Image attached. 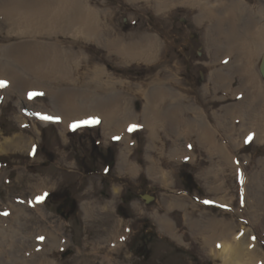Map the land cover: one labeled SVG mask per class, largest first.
<instances>
[{
  "label": "rangeland",
  "instance_id": "374dc122",
  "mask_svg": "<svg viewBox=\"0 0 264 264\" xmlns=\"http://www.w3.org/2000/svg\"><path fill=\"white\" fill-rule=\"evenodd\" d=\"M185 1L171 0L161 7L158 6L160 0H85L98 12L102 23L110 27L106 35L126 42L151 35L159 42L157 56L148 62L126 61L95 41L73 42V50L84 57L80 68L88 71L85 77L90 74V67L100 65L122 81V84L113 85L111 91L122 92L125 97L114 104L116 119L121 121L127 111L133 115L123 125L132 142L129 151L125 152L127 160L136 165L134 172L130 173L121 165L120 153L125 143L112 132V126L105 128L101 118H87L84 123L75 122L65 130L60 122L44 123L34 115L41 108L49 112L56 110L51 93L37 95L39 100H44L42 105L0 88V142L15 134L34 137L30 146L4 149L0 145V198L6 205L27 208L32 196L42 197L44 208L63 223L67 237L63 244L51 246L47 242L46 249H39L34 238L24 233L45 227L46 222L32 210L30 216L19 220L26 231L23 229L22 234L16 236L12 249L6 250L8 245L0 236V264L14 258L40 260L43 255L58 264H110L108 258L101 257L102 254L111 255L118 264H222V260L206 252L197 230L190 228V218L201 219L199 226L208 224V218L230 220L241 226L240 229L249 233V246L256 248L260 264H264V210L261 211L264 209V140L254 137V130H264V110L261 108L264 105V76L260 72L264 49L259 53L255 51L248 66L244 64L249 67L253 82L251 89L248 85L245 87L244 73L236 71L232 64L225 66L235 55H219L217 61L209 45L208 17L199 20L197 5ZM247 2L255 8L264 6V0ZM14 11L21 19H27V16L32 19L27 10ZM36 11L51 15L53 7L45 8L41 1L29 10L31 13ZM260 22L264 23V20ZM4 37L0 49H9L19 40L13 34L0 31V41ZM61 40L66 47L72 41L71 38ZM234 52L237 51L231 53ZM1 58H5L4 54ZM209 64H216L223 72L228 71L231 76L229 87L241 89L230 91L216 87V69L209 76ZM220 65H224L223 68ZM169 74L177 83L169 82ZM155 79H163L165 86L182 94L183 107H187L183 112L185 118L194 113L192 108L204 110L210 124L215 126H211L216 130L215 142L225 144L235 159L237 168L225 165L220 173L231 190L232 197L227 203L221 201V193L209 189L205 178L206 169L214 163L211 160L216 159L208 154L207 147H201L194 134L177 137L179 143L184 142V153L183 159L174 160L169 151L174 147L175 133L168 121L161 117L158 123H154V119L148 122L144 119V91L158 85ZM64 82L66 80L40 81L48 88L54 85L56 91L65 85L72 86L68 83L63 86ZM88 87L85 89L92 90V85ZM101 92L106 94H102L104 96L110 94ZM238 102L239 114L221 116L224 125L218 129L212 112L220 116L226 107ZM171 104L166 99L159 107L165 109ZM248 105L257 106L254 114ZM21 110L27 114L22 116ZM155 112L159 113L158 109ZM22 117L27 118L25 123L20 121ZM151 163L166 171V182L151 176L148 171ZM253 179L255 183L251 182ZM241 186L247 189L244 195H240ZM172 197H179L180 205H175ZM3 212L0 203V214ZM159 218L173 222L175 236L160 225ZM17 225L20 223H15ZM117 231L121 236L112 251L114 244L104 238ZM95 244L101 246L98 251L93 249Z\"/></svg>",
  "mask_w": 264,
  "mask_h": 264
},
{
  "label": "bare ground",
  "instance_id": "6f19581e",
  "mask_svg": "<svg viewBox=\"0 0 264 264\" xmlns=\"http://www.w3.org/2000/svg\"><path fill=\"white\" fill-rule=\"evenodd\" d=\"M41 1L45 4V8L49 6L53 7V13L51 15H47L45 12L37 13L39 11H36V13L29 12L32 5ZM160 1L161 3L158 6L162 7L171 0ZM185 2L190 5H194V3L197 5V18L199 20L203 17H208L210 21L209 38H211L209 45H211V48L214 50L217 61L220 59L218 58L219 55L224 56L226 53L229 55L234 54V59L228 60L226 66L232 64L239 69V71L243 72V82L249 85L251 89L253 86L251 71L249 67H244V64L247 65L249 61L251 62L253 60L255 51L259 53L264 49V23L260 22L261 19L264 20V6L261 4V7L255 8L248 4L247 0H186ZM14 10H27V12L31 14L32 19H29V16H27V19H21L19 15L16 16V11ZM0 31L4 32L6 35L13 34L15 37L19 38V40H16L17 42L15 41V45L8 47L9 49H0V88L16 92L20 96L22 95L23 99L29 100L30 102H33V100L41 102L42 105H44V100H39L37 95L40 93L42 95L51 93V97L55 100L56 110L54 112H49L45 108H41V110L39 109L34 112L35 117L41 119L44 123L51 121L60 122L62 127L67 130L75 122L84 123L87 118H101L105 128L112 126L113 131H111L118 135L119 139H122L124 142L128 140L130 134L128 135L129 132L123 125L125 121L116 119V108L114 106L116 101L125 99L124 94L119 91H111L113 85L122 84V81L115 78L100 65L90 67V74L85 77L88 71L85 68H80V63L84 57H82L81 52L73 50V42H79L80 40L95 41L109 51L118 53V55L126 61L138 60L148 62L153 60L159 51L157 37L144 35L139 40L126 42L119 37L106 35L105 32H109L110 27L102 23V19L98 12L91 8L85 0H0ZM64 38L72 39V41H69L70 46H64L61 40ZM5 39V37L1 38L0 46ZM229 48L231 49L230 51L228 50ZM233 51H237L236 54L235 52L231 53ZM3 54L5 58L2 59L1 55ZM169 78L171 80L169 82L172 83L175 81V78H173V76L171 77L170 74ZM230 79L231 76L228 72L217 71L214 84L221 89L230 90ZM41 80L56 82L66 80L63 86L65 83H68V85L72 84V86L67 87V85H65L62 87L63 89L56 91V89L53 88L54 85L52 88H48L45 84L41 85ZM155 80L158 85L144 91V94L152 95L148 98L150 102L143 112L144 119L150 116L152 117V115H155V117L157 116L158 113L155 112V110L158 109L159 100L165 97L164 95L166 92H171L174 95L176 94L175 91L166 89L163 79ZM89 85H92V90L85 89V86L89 88ZM83 86L85 90L81 88ZM232 90L235 91L236 88ZM101 91H106V93L110 94L104 96L106 94ZM155 96H158V98L153 100ZM261 106L264 110V105ZM178 107L179 106L176 105V107L169 108V121L174 117L173 123L177 115L174 113H176ZM20 113L22 116L25 113L27 114V112L23 110H21ZM128 114L129 111L121 117L125 116L126 119ZM44 117H52V119H44ZM148 118L146 121H150ZM127 120L129 119L127 118ZM20 121L25 123L27 118L22 117ZM154 123L156 122L154 121ZM254 131L255 138L259 141L264 140V130L261 129V132ZM33 140L34 137L26 138L20 134H15L11 137L4 138L3 141L0 142V145L2 146L1 148L4 149L14 146L19 147L21 145L30 146ZM126 146L127 147H123L122 151L125 149L127 152L129 151L131 145ZM127 152L124 151L123 154L121 153L120 160L121 165L131 173L137 168L135 164H131V162L127 160ZM229 160L231 168H237L235 159L231 157ZM152 164L153 165L148 167L149 173L154 174L158 179L166 178V173L158 167L159 165L157 166L155 163ZM224 181L223 179L222 183ZM254 181L256 180L253 179L251 182ZM251 182H249L248 185H250ZM258 186L260 187V184H257V187ZM217 190H219V188H217ZM246 190V188L241 186L240 195H244ZM249 190L251 189L248 188V191ZM231 197L230 190L229 196L220 199L222 202L227 203V201H229L228 199ZM180 200L179 197H172V201L175 205H180ZM0 203L4 211L0 214V236L5 238L4 241L9 248L6 250H10L15 246L14 242L17 239L16 236L22 234L21 232L25 229L19 220L22 217L30 216L32 210L37 214L39 219L46 222L45 227L34 232L29 230L26 231L25 229L24 231L26 232L24 233L34 238L35 245H37L39 249L41 248L42 251L46 249L47 242L50 243L51 246H56L66 241L67 237L63 231V223L44 208L43 200L37 198V195L30 198V201L27 203V208L15 204L6 205L1 198ZM256 204H258V202ZM259 204L261 205V202ZM251 208L253 210L255 209L254 206ZM86 210L88 213L90 212L89 208ZM262 210L264 209L262 208L261 211ZM185 215L188 216L187 214ZM253 217L254 221L258 220L254 214ZM186 220L189 219L186 218ZM200 221L201 219L190 218V228L202 234L203 237L197 233L204 243V249L210 256L212 255L218 260H222V264H260L261 260L258 259V251L253 247H248L244 239L235 240L236 237H239L238 235L231 237V231L236 226L234 222H230V220L227 222L223 219L208 218V224L203 225L204 227H199L198 224ZM159 222L163 228L173 231L174 225L169 219L159 218ZM15 223H20V225L15 226ZM219 226H223L224 231L219 236L211 234L214 233V229H218ZM119 233V231L113 232L104 239L113 245L115 241L118 242L117 239L121 236ZM100 247L101 246L95 244L93 249L98 251ZM114 248H116L115 244L112 251ZM101 257L104 260L108 258L110 264H118L112 259L111 255L109 257L107 254H102ZM2 264L58 263L43 255L40 260L31 258L21 260L19 258H14Z\"/></svg>",
  "mask_w": 264,
  "mask_h": 264
},
{
  "label": "crops",
  "instance_id": "0c3cea01",
  "mask_svg": "<svg viewBox=\"0 0 264 264\" xmlns=\"http://www.w3.org/2000/svg\"><path fill=\"white\" fill-rule=\"evenodd\" d=\"M203 19V18H202ZM201 19V20H202ZM221 66H224V65H220V68H223V67H221ZM226 66V65H225ZM233 66V65H232ZM227 67V66H226ZM234 67V66H233ZM209 68L211 69L210 70V72H209V76H210V73L213 71V70H215V72H214V83H215V79H216V73H217V71H221V70H219L218 68H217V66H216V64H215V66H211L210 64H209ZM236 68V67H235ZM236 71H238V72H240L241 74H242V72L241 71H239V69H237L236 68ZM223 72V71H222ZM226 72H228V71H226ZM229 74V73H228ZM210 81V80H209ZM244 83V82H243ZM169 84H171V83H169ZM246 85L247 84H244V86L246 87ZM215 86L216 87H218V88H220L219 86H217L216 84H215ZM248 87H249V85H248ZM237 90L239 89H241L240 87H235ZM250 88V87H249ZM166 89L167 90H172V91H175L176 92V94L174 95L173 93H171V92H166V94L164 95L165 97L164 98H161L160 100H159V103H158V114H157V116L155 117V115H152V117L150 116L148 119H150V121L152 120V119H154V121L156 122V123H158V118L159 117H161V118H163V119H165L166 121H168V123H169V126H170V128H172L173 130V132L175 133V144H174V147L169 151V155L171 156V158H173L174 160H180V159H183V153H184V142H182V144L181 143H179L178 142V140H177V137L179 138V137H183L184 138V136H191V135H195L196 136V138H197V140H198V143H199V145L201 146V147H204V148H206V150H207V152H208V154L209 155H211V156H214V157H216V159L215 160H211V161H214V163H212V165L210 166V168H208V169H206V171H205V174L204 175H206V179L208 180V186H209V189L211 190V191H215V192H217V193H221L222 195H221V197H227V196H229L230 195V188H229V186L226 184V181H224L223 183H222V180L224 179V176L223 177H221V175H220V173L221 172H223V170L225 169V165L227 166V167H229V168H231V166H230V160H229V158H231L232 157V155H230V151L225 147V144H220L219 142L217 143V142H215L216 141V130H215V128H212L214 125L213 124H210V121L207 119V117H206V115H205V111L204 110H202L201 108H198V109H193L192 108V111L194 112L193 114H191V115H186V117H188V118H185L184 117V109H187V107H183V104H182V94L179 92V91H177L175 88H170L169 86H166ZM173 89H175V90H173ZM221 89V88H220ZM229 89H230V91L232 90V89H234L233 87L232 88H230L229 87ZM234 91V90H233ZM232 91V92H233ZM225 92V91H224ZM145 96V98H146V103H145V106H144V110H145V107L147 106V104H149V97H151L152 95L151 94H145L144 95ZM158 98V96H155V98L153 99V100H156ZM166 99H169L171 102H172V104L170 105V106H168V107H166L165 109H162V108H160L159 107V105H160V102H163L164 100H166ZM178 105L179 107L177 108V111H176V113H174V114H177L176 115V119L174 120L175 122L173 123V119H174V117H173V119H171L170 121H169V108H171V107H176V105ZM250 106H252V105H248V107H250ZM240 106H239V102L238 103H236V104H234V106H230V107H226L225 109H224V114H220V116H219V114H216V112H212V116H213V118H215L216 119V123H217V125H218V129H220V128H222V126L224 125V122L221 120V116H225L226 114L227 115H231L232 117H234L236 114H239V111H241V108H239ZM256 107L257 106H255L254 107V105H253V107H250L249 108V110H250V112L252 113V114H254L255 113V110L254 109H256ZM252 110V111H251ZM144 112V111H143ZM232 112H234V113H232ZM169 113V114H168ZM197 114V115H196ZM256 115V114H255ZM190 116H193L192 118L190 117ZM201 116V117H200ZM238 116V115H237ZM130 117H132L133 118V115H132V113H130V111H129V114H128V119L130 118ZM143 117H144V113H143ZM155 117V118H154ZM126 118V119H127ZM146 118V119H147ZM249 118V117H248ZM252 118V117H251ZM126 119H125V116H123V118L121 119V120H124L125 122H127L126 121ZM145 119V120H146ZM250 118H249V120H248V122H250ZM147 121H149V120H147ZM146 121V122H147ZM184 125H187V127L186 128H184ZM205 125V126H204ZM212 126V127H211ZM215 127V126H214ZM198 128V129H197ZM113 129V128H112ZM180 130V131H179ZM198 131V132H197ZM214 131V132H213ZM248 130L246 129V131L245 132H247ZM194 132V133H193ZM197 132V133H196ZM202 132V133H201ZM209 133V134H208ZM204 134V135H203ZM212 134H214V135H212ZM128 135H129V133H128ZM203 135V136H202ZM200 136V137H199ZM212 137V138H211ZM209 138V139H208ZM122 140V139H121ZM123 141V140H122ZM124 142V141H123ZM125 144H124V146L123 147H127L126 145H132V143H131V141H130V138H128V140L127 141H125L124 142ZM201 143H202V145H201ZM131 147V146H130ZM186 149V148H185ZM126 150V149H125ZM124 150V151H125ZM124 151H121V153L123 154V152ZM187 151H189V149L187 148ZM121 153H120V155H121ZM180 154V155H179ZM185 155V154H184ZM217 158H218V160H217ZM151 160H154L153 158L151 159ZM222 160V161H221ZM121 161V160H120ZM131 164H133V163H131ZM151 165H153L152 163H151ZM150 165V166H151ZM157 166H158V164H156ZM158 167H160V169L161 170H163L165 173H166V171L161 167V166H158ZM148 171H149V169H148ZM211 173H214V174H211ZM151 174V176L152 177H154V178H157V177H155V175L154 174H152V173H150ZM166 175H168L167 173H166ZM218 175V176H217ZM158 179V178H157ZM160 181H162V182H166V180H167V176H166V178H164V179H159ZM225 180V179H224ZM217 188H219V190H217ZM228 191V192H227ZM186 220V219H185ZM187 221V220H186ZM227 222H229V221H227ZM231 222V221H230ZM199 227H204L203 225H200ZM240 228H242L241 226H239V225H236L233 229H232V231H231V237L233 236H236V235H238L239 237H236V239L235 240H237V239H244L245 241H246V244H247V246L248 247H250L249 246V241H247V238H249V233H246L245 231H244V228L243 229H240ZM173 229H174V227H173ZM192 229V228H191ZM193 230V229H192ZM215 230V232L214 233H211V234H215V235H220L223 231H224V229H223V226H219V228L218 229H214ZM238 230H240V231H238ZM219 231H221V232H219ZM234 231V232H233ZM173 236H175V231H171L170 232ZM198 233V232H197ZM242 233V234H241ZM200 236H202V234L201 233H198ZM203 237V236H202ZM246 237V238H245ZM219 242H221V241H219ZM251 248V247H250ZM255 250H256V248L255 247H253ZM257 251V250H256ZM261 257V256H260ZM262 259H263V257H261Z\"/></svg>",
  "mask_w": 264,
  "mask_h": 264
},
{
  "label": "water",
  "instance_id": "95a60500",
  "mask_svg": "<svg viewBox=\"0 0 264 264\" xmlns=\"http://www.w3.org/2000/svg\"><path fill=\"white\" fill-rule=\"evenodd\" d=\"M260 72L264 76V57H263L261 64H260Z\"/></svg>",
  "mask_w": 264,
  "mask_h": 264
},
{
  "label": "snow or ice",
  "instance_id": "6c2138e0",
  "mask_svg": "<svg viewBox=\"0 0 264 264\" xmlns=\"http://www.w3.org/2000/svg\"><path fill=\"white\" fill-rule=\"evenodd\" d=\"M44 119H52V117H44ZM40 199H42V197Z\"/></svg>",
  "mask_w": 264,
  "mask_h": 264
}]
</instances>
